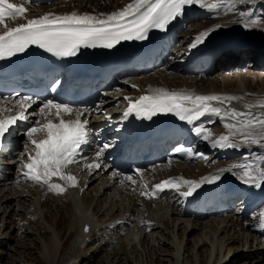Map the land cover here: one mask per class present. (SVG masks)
<instances>
[{
	"label": "bare ground",
	"instance_id": "bare-ground-1",
	"mask_svg": "<svg viewBox=\"0 0 264 264\" xmlns=\"http://www.w3.org/2000/svg\"><path fill=\"white\" fill-rule=\"evenodd\" d=\"M18 1L29 8L26 13L27 19L36 18L48 12L55 14H65L72 11L92 14L109 13L132 2V0H59L48 5H39L29 4L25 0ZM207 2L215 3L217 0H207ZM260 5L264 7V0H241L237 4L235 11L227 13L223 10L209 11L198 5L186 6L184 14L171 22L167 26V30L162 34L166 42L176 37L175 42L172 43L173 58L170 63L164 68L155 69L151 75H145L146 73L139 74V72H142L139 71L134 75L124 76L122 79H131L136 86L130 89V82L117 86V88L120 87L119 90L124 95L122 98L118 96L115 99L120 93L115 92L113 94L109 90L107 91L109 96H106L100 103L90 109H84L88 111L81 119L88 120L89 133L91 134H88L87 146L82 147L84 159L79 164H72L64 169L70 170L78 179L76 187L87 207L84 219L73 213V205L71 206L72 203L69 201V197H66L69 196L68 188H66L67 190L64 192L65 195L63 197L54 192L53 195H49L43 186L23 177L21 173L25 169L22 168L20 161L26 160L25 150L22 153L18 147L21 144L20 140L23 137L25 138L23 133L26 128V122H18L13 135L15 137L16 131H18L19 133L16 137H18L19 141L17 139L10 142V150L5 153L8 165L2 168V172H7V175L0 176V191L4 190L5 186L9 188L8 193H4L0 197V244H4L3 240H10L9 235H7L8 230L5 228L8 223H11L10 228L15 227L18 233L32 235L36 231H40V233L45 235L46 240L39 242V249L43 250V257L41 256L42 258L40 257L39 261L40 264H49L44 257L53 261L59 247V264H82L81 262L83 261L87 264L92 259V256H98V254L101 256V264H123L124 260H128L130 253L126 245L130 244L126 241V236L124 237L123 235V231H125L123 229L128 224H132L133 221H140L139 215L143 208L151 207L155 202L159 203L161 201L165 203V201L160 200V192L151 199L141 195L140 192L143 189L136 174L133 176L138 181L135 186H132L129 181L121 184V178L111 176L110 163L113 159V153L118 147L114 143L115 140L113 138L116 136L118 127L121 124L122 106L126 101L124 97L136 96L141 89H147L152 92L161 88L168 91L190 92L197 95H235L243 97V99L234 100L230 104H220L216 101H213L212 104L222 108H235L242 112L248 111L245 107L246 103L264 100V50L259 53L261 48H264V25L257 23V14L251 13L252 15L249 16V12L245 13L242 8L243 6H249L254 7L257 11ZM241 13L244 15L241 16ZM253 20L256 21L254 26L250 29L244 27L245 23ZM6 22L10 27H14L20 23H25L26 19L18 18L15 21L8 19ZM215 25H222V27L212 32L205 42L213 44L216 37H222V41L227 44L228 48L233 47V45H240V49H252L249 52L250 59L247 61L245 69L234 70L235 64L231 63L219 67L218 75L223 77V79L220 78L222 83L219 85H217V80L213 79L214 77L211 76L212 79L203 78L193 72L187 57V51L189 50L187 45L192 38L199 32ZM2 31L4 29L0 28V32ZM223 32H229L230 34L221 36ZM245 56L246 52L241 50L239 57L244 58ZM253 57H255V60L252 59ZM226 62L227 60L222 62L221 65ZM217 68L215 66L214 70ZM171 69L174 71L173 74L169 73ZM156 74L161 75V79L158 76V79H154L153 76ZM214 75L216 76L217 74L214 73ZM170 76L174 79H171ZM12 103H14V99L0 98V105H11ZM37 104L33 102L32 108L28 109V112H37L40 108L39 106L37 107ZM112 105L114 106L110 107ZM103 109L106 112L102 111ZM261 111H264V109L259 107L252 109L254 114H259ZM109 116L112 118L111 120L108 119ZM67 117L69 116L64 118L66 119ZM48 118L58 122L54 115ZM36 119H40L41 123L44 122L42 117L30 115L28 124L33 123ZM215 122L219 123L218 127L211 125L210 128L207 127L209 123ZM227 122H229L227 119L222 120L216 116H205L200 121L195 122V124L187 123V126L192 134H195L193 128L203 123L205 127L211 130L213 138H216L221 134H226L227 129L224 127V123ZM105 139H107V143H101ZM110 139L111 142H108ZM103 144H108L109 147L104 150L102 156L97 158L96 152ZM187 144L197 152L203 151L206 158L195 159V157L186 155L184 162L161 160L148 164L141 169L143 170V178L148 183L149 188L156 184L161 174H166L170 178L182 177L187 180L197 181L202 177L220 174L229 180L236 181L234 188L241 189L242 183H240L241 180L238 178L239 169H232L231 172H218V170L229 168L234 163L244 162L246 158L254 160L255 155L264 154L263 151L262 153L259 150L260 153H256L258 150L243 146L247 153L245 152L243 157H239V151L237 152L232 148H214L210 142L203 141L197 136L195 140L187 141ZM27 151L32 152V147L29 146ZM85 153L90 155L86 156ZM95 162L101 163L100 169L93 168L88 170L84 167L85 164ZM180 170H183V175L179 174ZM233 173H236V175H233ZM98 177H101L102 182L107 177L106 180L110 182H108L109 185L104 186L101 181L96 182ZM59 181H63L62 183L68 186L66 181L61 179ZM85 182L87 185L83 187ZM119 184L120 188L117 186ZM31 185L35 186V189H30ZM134 188L135 191H133ZM115 189L118 192L117 194ZM35 190L40 192V194H37L39 195L38 198ZM186 190L187 186L180 189L181 192ZM261 192H264V186L258 188L257 193ZM162 197L171 205L172 210L168 209L165 215H172V219L171 217L170 219L173 222L171 223L169 218L164 215L165 221L159 218L160 221L158 222L142 224L143 226H140L138 230L139 234H143L142 251L146 256H149L151 264L180 263H178L180 256H177L178 253L175 251L174 245L176 244L171 240L172 233H175V231L178 234L177 250L183 246L182 264H232L240 256L245 260L242 264H264V230L258 227L261 216L264 214V198L256 207L249 211H244L243 209L246 202H240L235 206L231 204L233 209H229V213L219 215L216 211L218 206L216 201L212 204L205 202L204 205H200L196 201H190V197L185 198L172 189L164 193ZM95 200L96 202L94 203ZM222 200L225 201L224 199ZM93 203V210L89 213L88 209ZM39 207L42 209L45 220L57 231L56 234L52 233L44 223L45 221L42 220L43 217H41L42 213L39 212ZM67 209L69 211V221L67 220L68 222L66 223L63 213H66ZM99 213L101 214L98 215ZM142 219L141 222L143 221ZM86 224L89 225L88 231L83 229ZM186 224H190L191 228L186 226ZM23 228L24 230H22ZM66 234H68V239L61 242ZM87 235L88 239L85 240ZM185 236H187V239L183 245L182 241ZM93 238L99 244L93 242ZM189 242H192L191 246H189ZM247 244H250L249 247H253V249L243 251L244 246H247ZM134 247L131 246V249H134ZM103 251L106 253H103ZM135 253L136 256L140 255L138 250H135ZM67 255H70V258L66 262L64 259ZM155 257L156 259L153 261ZM20 262L19 260V264Z\"/></svg>",
	"mask_w": 264,
	"mask_h": 264
},
{
	"label": "snow or ice",
	"instance_id": "snow-or-ice-1",
	"mask_svg": "<svg viewBox=\"0 0 264 264\" xmlns=\"http://www.w3.org/2000/svg\"><path fill=\"white\" fill-rule=\"evenodd\" d=\"M30 4L32 0H27ZM241 0H217L208 3L207 0H132L122 8L109 13L92 14L89 12L72 11L65 14L48 12L36 18L27 19L29 11L24 4H15L10 0H0V59L15 56L25 52L29 46L36 45L53 53L58 57H71L77 55L83 48H114L122 41H145L149 39L150 30L166 31L167 26L184 14L186 6L198 5L209 11L223 10L225 13L233 12ZM244 14L241 13V16ZM25 18V23L10 27L6 20ZM256 21L244 24L245 28H251ZM222 27L215 25L212 28L196 34L187 45L189 50H194L202 45L209 35ZM135 87V85L133 86ZM251 95V94H249ZM128 101V107L122 114V119L131 115L152 119L157 114H174L181 121L195 124L205 116H216L227 119L224 123L226 134L213 138V133L203 123L193 128L197 137L210 142L212 147L238 149L241 146H258L264 150V111L254 114L252 109L259 107L264 109V100L245 104L248 111H238L235 108H222L212 104L213 101L220 104L231 103L234 100H242L243 97L235 95H197L190 92L168 91L155 89L149 95H142L133 100L124 97ZM34 98L32 96H20L14 99L11 105H0V148L3 147L8 134H11L18 122H28L30 115L44 119H36L25 130L26 137L25 157L20 161L23 169L21 174L27 180L35 184L47 187L50 192L63 194L67 189L61 184L51 183L53 177H59L67 182L68 186L76 187L78 179L71 173L64 171L69 165L79 164L82 156V146L88 143V120L81 119L88 110L73 109L69 104L57 103L46 100L37 112L29 113ZM54 115L58 122L49 119ZM65 116H75L74 119H65ZM109 120L112 118L109 116ZM42 138H38L40 134ZM31 146L33 151L28 152ZM108 144H103L96 152L97 158L103 155ZM176 153L189 157L206 158L202 152H197L193 147L178 145ZM101 163H88L84 167L88 170L100 169ZM239 169L238 178L246 185L260 188L264 185V154L255 155L253 159H245L244 162L232 164L229 168L219 169L218 172H231ZM142 187L141 195L149 199L157 196L165 189H172L181 196L187 198L205 183H215L221 180L219 174L202 177L199 181L180 178H169L154 184L149 188L143 178V170L135 169ZM236 175V173H233ZM113 176H122L120 183L125 181L136 185L137 179L133 175H122L113 172ZM187 186V190L180 189ZM135 191V188L133 189ZM264 230V214L258 225ZM88 231L86 227L84 229Z\"/></svg>",
	"mask_w": 264,
	"mask_h": 264
},
{
	"label": "rangeland",
	"instance_id": "rangeland-1",
	"mask_svg": "<svg viewBox=\"0 0 264 264\" xmlns=\"http://www.w3.org/2000/svg\"><path fill=\"white\" fill-rule=\"evenodd\" d=\"M259 9L256 11V9L254 8V7H247V6H243V11H245V13H248L249 12V16L250 15H252L253 13L254 14H257V20L259 21H257V23H259V24H262V25H264V7L263 6H261L260 5V7H258ZM252 13V14H251ZM256 17V16H255ZM170 72V74H173L174 73V71L171 69V70H169ZM226 71V70H225ZM214 73L215 74H217L216 76L212 73V77H214L213 79H216L217 80V85H219L220 83H222V81H221V79H223V77H221V76H219L218 74H219V71L216 69L215 71H214ZM221 73V72H220ZM223 73V72H222ZM151 74H153V71L150 73V75ZM225 74V73H224ZM157 76H158V78L159 79H161L160 77H161V75H158V74H156V75H154L153 76V78L155 79V78H157ZM219 76V77H218ZM171 77V76H170ZM157 78V79H158ZM208 79H212L211 77H207ZM221 78V79H220ZM171 79H174L173 77H171ZM170 79V80H171ZM210 82V81H209ZM120 88V87H119ZM118 88V89H119ZM117 88H116V86H113L110 90L111 91H117L118 90ZM114 92V93H115ZM113 93V94H114ZM118 93V92H117ZM120 93V92H119ZM122 93V92H121ZM120 95V94H119ZM124 95H123V93H122V95H120L119 96V98H122ZM114 105H117V104H114ZM114 105H112V106H110V107H113ZM102 111H105L106 112V110H102ZM211 126H213V127H218L219 126V123H213ZM208 128H210V126H207ZM18 131H17V136H18ZM24 136V135H23ZM17 139H18V137H17ZM18 141H19V139H18ZM20 142H21V144L19 145V151H21L22 153H24V151L23 150H25V144H26V137L24 138H22L21 140H20ZM111 142V141H110ZM24 147V148H23ZM245 147V146H244ZM246 147H248V146H246ZM252 148V150L254 149V150H258V152H256V153H260V151L262 152H264V150H262V149H260L258 146H256V145H252L251 146ZM241 149V150H240ZM260 150V151H259ZM239 157H243L244 155H245V152L247 153V151L245 150V149H243V146L242 147H240L239 148ZM237 151V152H238ZM262 152V153H263ZM87 155H90L89 153L88 154H86V156ZM252 159V158H251ZM213 160H215V159H213ZM210 162H212V161H210ZM210 162H208L209 164H212V163H210ZM14 169V168H13ZM10 172V171H9ZM14 173H15V171H13ZM12 172V173H13ZM11 173V172H10ZM183 174H184V172H183ZM59 179V178H58ZM107 177H105L104 179H103V182L101 181V177H98L97 178V180H96V182H98V181H101V183L104 185V186H106L107 184H108V182H107ZM60 180V179H59ZM105 181V182H104ZM95 182V183H96ZM105 183V184H104ZM110 183V182H109ZM64 185V184H63ZM85 185H87V183L85 182L84 183V185L83 186H85ZM93 185H95V184H93ZM109 185V184H108ZM107 185V186H108ZM120 185V184H119ZM133 185V184H132ZM118 186V185H117ZM134 186V185H133ZM70 187V186H69ZM68 188V187H67ZM77 188V187H76ZM75 187H70L69 188V196H66V197H69L68 199H69V201L72 203L71 204V206L73 205V207H72V210H73V213H75V215L77 214V216L78 217H80V218H82V219H84L86 216H85V213H86V211H87V207L85 206V204H84V201H83V198H82V195H81V193L79 192V191H77L78 189H76ZM4 190H1L0 191V197H1V195L2 194H4V193H8V186L6 187L5 186V188H3ZM14 189V188H13ZM12 189V190H13ZM30 189H35V186H30ZM44 189L47 191V194H49V195H53V192H50L48 189H47V187H44ZM116 190V189H115ZM14 191V190H13ZM34 191V190H33ZM114 191V190H113ZM39 191H36L35 190V194L37 195V194H40V192L38 193ZM79 192V193H78ZM55 193V192H54ZM116 194L118 193L117 192V190H116V192H115ZM56 195V194H55ZM65 195V193H63V194H59V196H64ZM38 196L39 195H37V198H38ZM118 196V195H117ZM111 198V197H110ZM163 198H161L160 200H162ZM164 201H165V203H162L161 201L158 203V202H155L151 207H146V208H143L141 211H140V215H139V218H143L142 220V222H141V219H140V221L139 222H137V221H133V223L132 224H128L127 226H125V228L123 229V230H125V231H123L124 232V237L126 236V241H128V243L130 244V245H126V247H127V249H128V251H129V258H128V260H124V263L123 264H151V260H150V258H149V256H146L145 255V253L142 251L143 250V247L141 246L142 245V239H143V234L141 235V234H139L138 233V230H139V227L140 226H143L142 224H149V223H154V222H158V221H160V219L162 218V221H165L166 219H165V217H164V215L166 214V212H168V209L169 210H172V208H171V205L167 202V200L166 199H163ZM68 201V200H67ZM96 202V200L94 201V203ZM0 203H1V201H0ZM94 203H93V205H90V207H89V213H91L92 212V210H93V206H94ZM84 204V205H83ZM168 204V205H167ZM170 205V206H169ZM167 206V207H166ZM39 209H40V211L39 212H41L42 213V209H41V207H39ZM63 211H64V209H63ZM158 212V213H157ZM41 213H40V215H41ZM101 213H99L98 215H100ZM163 214V215H162ZM74 215V216H75ZM82 215V216H81ZM159 215V216H158ZM63 216H64V219H65V222L67 223L69 220H68V216H69V211H68V209H67V211H66V213L64 212L63 213ZM161 216V217H160ZM166 216V215H165ZM172 215H167L166 217L167 218H169V220L171 221V223L173 222L171 219H172V217H171ZM7 217V216H6ZM21 217H22V215H21ZM41 217H43V221H45L44 223L48 226V228L50 229V231L52 232V233H54V234H56L57 233V231L54 229V227L47 221V220H45V218H44V216H43V213H42V215H41ZM170 217H171V219H170ZM185 217V216H184ZM160 218V219H159ZM146 219V220H145ZM153 219H155V220H153ZM185 219V218H184ZM17 220V219H16ZM68 220V221H67ZM82 221H84V220H82ZM146 222V223H145ZM179 222V221H178ZM184 225V224H183ZM186 226H188L189 228H191V225L190 224H186ZM11 227V223H8V225H7V227L5 228V229H7L8 230V233H7V235H9V237H10V240H3L4 241V244H0V264H19V260L21 261L20 262V264H40L39 263V261H40V257L42 256L43 257V250H41V249H39V242L40 241H43V240H46V237H45V235L44 234H42V233H40V231H36V233L35 234H32V235H28V234H22V233H18L17 232V229L15 228V227H12V228H10ZM1 230H3V228H1ZM22 230H24V228L22 229ZM122 232V233H123ZM18 233V234H17ZM6 235V236H7ZM53 235V234H52ZM68 234H66L63 238H64V240H62L61 242H63V241H65L66 239H68V236H67ZM97 236V235H96ZM105 238V237H104ZM40 239V240H39ZM86 239H87V236H86ZM94 239V238H93ZM186 239H187V236H185L184 237V240L182 241V244L184 245L185 243H186ZM171 240H173L174 241V243L177 245L178 244V234H176V231H175V233H172V238H171ZM179 240H180V238H179ZM126 241H125V243H126ZM93 242H96L97 244H99V242L96 240L95 241V239H94V241ZM171 242V241H170ZM128 243H126V244H128ZM174 243H172L173 245H174ZM62 244V243H61ZM176 245H174L175 246V251H176V253H178V255L177 256H180V258H178V260H176V261H178V263L179 264H182V257H183V254H182V252H183V250H182V247L183 246H181V248L179 247V249L177 250V247H176ZM192 245V242H189V246H191ZM60 246V245H59ZM131 246L133 247V246H135L134 247V249L132 248L131 249ZM188 246V245H187ZM250 246V244H247V246L245 245L244 246V249H243V251H245L246 249H253V247H249ZM246 247V248H245ZM131 249V250H130ZM135 250H138L139 252H140V255L139 256H136V253H135ZM179 251H180V254H179ZM242 251V252H243ZM40 253V254H39ZM59 253H60V247L58 248V252H57V254H56V257L54 258V260L52 261V259H49V258H45L44 257V259L49 263V264H59ZM103 253H106V252H104L103 251ZM42 254V255H41ZM147 254V253H146ZM182 256V257H181ZM229 256H230V254H229ZM41 257V258H42ZM100 254H98V256L97 255H95V256H92V259L89 261V263H87V264H101V260H100ZM139 257V258H138ZM68 258H70V255H67L66 257H65V261L67 262V261H69V260H67ZM156 259V257L153 259V261ZM127 261V262H126ZM131 261V262H130ZM243 261H245L244 260V258L243 257H238L232 264H242L243 263ZM237 262V263H236ZM82 264H86V262L85 261H83V262H81ZM171 264H173V263H171ZM177 264V263H176Z\"/></svg>",
	"mask_w": 264,
	"mask_h": 264
}]
</instances>
